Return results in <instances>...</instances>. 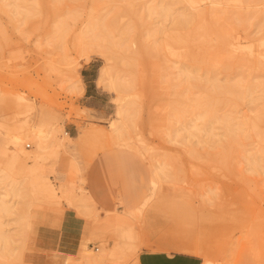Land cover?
Instances as JSON below:
<instances>
[{
    "label": "rangeland",
    "instance_id": "1",
    "mask_svg": "<svg viewBox=\"0 0 264 264\" xmlns=\"http://www.w3.org/2000/svg\"><path fill=\"white\" fill-rule=\"evenodd\" d=\"M0 1V142L8 153L17 151L8 141L26 134V104L32 106L31 123L74 138L60 149L51 144L32 165L31 175L43 174L55 189L53 198L27 191L15 198H23L16 210L0 211V237L10 240L0 264H81L84 247L98 254L104 244L108 255L97 264H134L145 210L151 225L146 237L185 236L202 264H264V118L256 117L264 114L258 55L264 50V0H9L13 7ZM164 2L171 7L167 18L153 9ZM50 6L61 9L50 13ZM182 14L187 22L172 24ZM56 26L62 31L54 33ZM105 60L117 91L95 84L103 94L99 114L82 101L80 71L92 63L97 76ZM210 77L236 93L221 89L214 96L218 114L247 116L244 133L224 153L210 144L230 142L222 125L212 126L217 135L211 138L192 107ZM245 90L258 99L239 98ZM118 95L120 105H129L120 119ZM110 121L121 126L118 135ZM81 132L82 141L76 138ZM54 135L52 142L59 141L61 132ZM20 145L24 152L35 149L32 137L24 136ZM112 148L137 153L151 176L153 169L159 175L139 208L102 213L85 189L91 161ZM0 166L6 168L5 158ZM10 173L6 182L24 175ZM66 233L72 250L62 254Z\"/></svg>",
    "mask_w": 264,
    "mask_h": 264
},
{
    "label": "bare ground",
    "instance_id": "2",
    "mask_svg": "<svg viewBox=\"0 0 264 264\" xmlns=\"http://www.w3.org/2000/svg\"><path fill=\"white\" fill-rule=\"evenodd\" d=\"M5 1L7 2L6 6L13 7V3H11V1H9V0H5ZM46 4L48 5V3H46ZM49 4L51 5V3H49ZM50 7H52V6H50ZM52 8H48V9L51 10ZM170 8H171L170 4L164 2V3H160V4L156 5L153 9H154V11H156V13L159 15V17L167 18V17L171 16ZM2 9H3V11H5L3 4L0 1V10H2ZM59 9H61V8L54 7L50 13H54L55 10H59ZM17 14H19V13H17ZM187 16H188V14H182L176 18H173L172 24H174L176 26H181V25L185 24L188 20ZM92 26L95 27L94 23H93V25L91 24V27ZM94 27H93V29H94ZM57 30H58V32H57ZM124 30H126V29L124 28ZM61 31H62V29H59V27L56 26L54 33H56V32L59 33ZM88 32H90V30ZM126 33L124 31L123 34H126ZM226 42H227V45L229 44L230 46L233 47L232 48L233 50L236 49L237 45L233 41L227 40ZM151 43H153V42H151ZM153 45H154V43H153ZM155 45H156V42H155ZM143 49L146 50L145 44L143 45ZM84 50H85L84 47L80 45L79 51H82V53H83ZM258 55L261 57V60H263L262 62L264 63V50L259 51ZM83 60L86 61L87 59L84 58ZM105 61L106 62H104V65H102L99 68L98 74H97L96 79H95V84L100 89H107V90L111 91L112 93H115L117 91V88L115 85V80H114L115 77L113 76V73H112V70L109 66L108 61L107 60H105ZM73 66L75 67L76 64ZM179 71L182 72L183 75L186 73V72L183 73L184 70L182 71V68H180V67H179ZM183 75H182V77L184 78L183 82H186L189 84L188 80H186V79H190V77H188L189 75L188 76L186 74L184 76ZM115 76H116V74H115ZM119 78L121 79V77H119ZM180 78H181V76H180ZM205 81L207 83L206 84L207 86H206L204 95L200 96L198 98L191 99V101L193 103V105L192 104L191 105H192V107H194L193 111L196 110L195 111L196 119L200 120L202 122L201 123V130H203L207 135H210L211 138L213 135H215V136L217 135V134H214L215 128H213L212 126L216 123L222 125L224 134L226 137H228L230 142H226L225 144H222V145H217L218 144L217 141L210 140V144H214L215 146L221 147L222 152L224 153L230 148L231 141L233 142L234 138L238 134L240 135V133L241 134L244 133V129L246 128V117L247 116L236 117L234 115V113H231V112L229 113V111L227 113L218 114V107H217L218 102L216 100H214V96H217L218 94H220L221 89H224L225 93H228L232 96H235L236 93L230 87L224 88L225 86H222L218 82V80H216L215 78L210 77L208 79H205ZM80 84H81L80 87L83 91L84 85H83V82L81 80H80ZM71 85H73V87H74V83L70 84V86ZM124 85H126V84H124ZM122 86L123 85H121V87ZM71 88H72V86H71ZM74 88H72V89H74ZM184 90H186V89H184ZM239 98L247 99L249 103H254L258 99V97H256V96L249 95L248 91H246V90L239 94ZM121 101H122V98H120V96L118 95V97L116 98V102L118 105H117V110L115 111V116L117 117V119H120L122 116H125L126 114H128L129 105H126V106H123L122 104L120 105ZM126 103H128V102H126ZM31 111H32V106L26 104L24 113L26 115H28V114L30 115V113H31V117L29 116V118L27 120L25 119L24 126L22 129V130H24V132H26V134H24V133L22 134L21 132H19L16 135H12L8 141V143L10 145L17 148V151L10 150V152L8 153L5 150L6 143L4 141L0 142V160L5 158V161H6V168L5 169L0 166V185L3 184L0 187V192H1V189L3 190V192L0 193V211H3V212H8L10 210H16V207H14V206L16 205V203H19L18 201H21L23 198L21 200L17 199V202H15V198L20 199L21 197H26L27 191L32 192L33 194H35V196L37 195V196H41V197H45V198H53L55 196V191H54L55 189L53 188L51 183L46 179V177L43 174H40L37 176L31 175V170H32L31 168H33L32 167L33 164L37 163V160L39 158L40 153L44 152L48 147H50L51 144H52V146L60 149V148L65 147L66 142L74 139L67 132H65V131L62 132L61 130H58L52 126L49 127L48 129H45L43 125H37V124L35 125V124H33V122L31 123L30 121L33 120V113ZM256 117H258V119L264 118V114L263 113L258 114ZM109 127L112 130V132H115V134H117V133L119 134V132L121 131V126L114 123V121L109 122ZM59 131L61 132V135H58L59 141L53 140V142H52L51 139L53 137H55L54 133H59ZM176 132H178V130H176ZM24 136L32 137V140L34 139L35 149L33 151L24 152L22 150L20 143L22 142ZM84 137H85V134L81 132L76 138L79 139L80 141H82ZM54 139H56V137ZM27 146H29V144ZM12 169H17L19 171H22V173L28 171L30 174L26 175V173H28V172H26L25 174L23 173L24 175L21 176V178H19L20 179L19 181L16 180V182H15V180L14 181L12 180V182L11 181L6 182V179L9 180V178L11 177L10 171H12ZM33 170H35V169H33ZM16 172H18V171H16ZM152 174H153V176H151V183H155V182H157L156 179L159 178V175L155 171V169H153ZM29 188L31 190H29ZM32 193H30V194H32ZM8 196H10L9 200H7V198H6ZM13 200H14V202H11ZM144 201L142 202L141 205L144 204ZM8 203H10V204H8ZM140 206H138L137 208H139ZM0 241L3 244L2 245L3 247L0 246V252H3V251L6 252L8 250V245L10 242L9 238L6 236H1ZM101 244H102V242H101ZM105 246L106 245L104 244V245H102V248H100L98 250L96 249L97 250L96 252H98V254L92 253L91 249H89L88 247H84V249L82 251L83 257H81L82 259L80 258V260H83L81 262V264H97V263L102 262L101 258L106 254L108 255V250ZM70 263H71V261H69L68 264H70ZM65 264H67V261L65 262ZM75 264H78V262ZM113 264H116V263H113Z\"/></svg>",
    "mask_w": 264,
    "mask_h": 264
},
{
    "label": "crops",
    "instance_id": "3",
    "mask_svg": "<svg viewBox=\"0 0 264 264\" xmlns=\"http://www.w3.org/2000/svg\"><path fill=\"white\" fill-rule=\"evenodd\" d=\"M95 70L92 63L81 68L83 99L86 107L102 114L100 106L103 95L95 86ZM85 189L100 212H125L142 204L151 188V172L146 161L137 153L112 148L99 153L85 173ZM146 210L144 212L142 247L134 264H202V259L187 249L189 239L185 236L177 240L156 238L154 233L146 237ZM61 241L62 254L72 250L70 235L64 234ZM146 238L149 243L146 245Z\"/></svg>",
    "mask_w": 264,
    "mask_h": 264
}]
</instances>
